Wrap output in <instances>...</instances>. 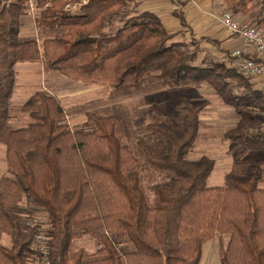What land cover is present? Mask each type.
I'll return each mask as SVG.
<instances>
[{
    "label": "trees",
    "instance_id": "obj_1",
    "mask_svg": "<svg viewBox=\"0 0 264 264\" xmlns=\"http://www.w3.org/2000/svg\"><path fill=\"white\" fill-rule=\"evenodd\" d=\"M28 0H0V264H200L203 245L228 236L220 264H264V171L252 164L245 176L209 186L216 162L193 156L201 138L205 104L189 87L208 85L239 116L228 141L264 149V92L224 62L200 60L203 37L178 40L160 17L139 10L136 0H37L39 37L20 36ZM234 14L257 10L264 30V0H222ZM78 3L75 10L66 9ZM253 4L249 9H246ZM183 26V15L177 14ZM44 69L126 99L155 89H181L172 110L139 127L135 150L126 143L131 126L119 113H87L72 127L61 101L38 91L21 107L30 120L11 124L15 66ZM140 161L160 180L147 193ZM25 201V204H24ZM42 212L46 226L36 221ZM38 236L47 239L42 254ZM90 236L98 249L76 242Z\"/></svg>",
    "mask_w": 264,
    "mask_h": 264
},
{
    "label": "rangeland",
    "instance_id": "obj_2",
    "mask_svg": "<svg viewBox=\"0 0 264 264\" xmlns=\"http://www.w3.org/2000/svg\"><path fill=\"white\" fill-rule=\"evenodd\" d=\"M86 2V0H82ZM138 1V0H136ZM139 2V1H138ZM250 4L246 9H249ZM79 7L78 3L69 4L65 8L75 10ZM40 12L37 7V0L27 1V14L23 16V25L21 27L20 36L22 38L39 37L40 43L42 38L40 29L37 27L36 18ZM230 13L235 20L244 24L256 26L254 19L258 11L253 10L250 13L234 14L232 10L226 6L223 13ZM264 32V30H262ZM197 41L199 39L194 38ZM178 40L190 43L193 37H185L180 35ZM210 42L203 41L201 43L202 52L199 55L200 60H219L227 54L222 49L209 46ZM215 44V43H212ZM215 46V45H214ZM28 62L18 63L16 68L17 90L12 100V125L16 127L25 126L27 119L30 120L28 114L21 111L20 104L27 101L31 94L37 92L41 88L42 91H51L60 96V100L68 113V121L74 127H80L86 121L87 113H97L105 116L108 114L119 113L130 123L131 137L126 141L133 150H135V142L139 137V127L149 122L154 114L163 116L172 110L173 100L181 89H155L138 94L137 96L126 99L111 98V90L103 86H93L80 83L68 78H62L57 72L33 71L28 73L25 68L30 67ZM32 67V66H31ZM34 69L36 66H33ZM50 72V73H49ZM57 78L50 80V75ZM64 77V76H63ZM248 79V78H247ZM251 83L260 87L257 81L251 80ZM185 92L194 101H200L206 106L203 110L201 122V138L194 149L193 156L207 155L215 160L216 165L209 181V186L224 185L225 177L245 176L252 164H257L264 171V149L251 150L243 148L227 140L225 133L235 128L239 122V116L234 108L226 105L216 91L208 85L201 87H189ZM0 168L2 174H7V162L5 158V148L0 145ZM137 170L141 173L143 185L148 194H150V186L160 180V175L153 169L146 167L140 161ZM25 204V201H24ZM36 221L46 226L47 220L42 212H36ZM228 236L216 237L213 241H208L203 245V257L200 264H220V245H227ZM47 241V239H46ZM0 245L11 248V237L0 230ZM77 248H83L88 253H94L98 249L97 243L90 236H85L76 242ZM31 264H45L41 258L32 260Z\"/></svg>",
    "mask_w": 264,
    "mask_h": 264
},
{
    "label": "crops",
    "instance_id": "obj_3",
    "mask_svg": "<svg viewBox=\"0 0 264 264\" xmlns=\"http://www.w3.org/2000/svg\"><path fill=\"white\" fill-rule=\"evenodd\" d=\"M138 1L140 3L139 10L151 11L157 14L162 20L165 28L169 32L180 31L183 33L182 35H185V37H193L197 39L203 37L210 38L214 40L215 44L210 43L208 44L209 46H212V48L218 47L222 49V51H225L226 53L230 52L231 50L235 49L238 46V43L235 41V39L229 37L226 34L224 29L220 25L219 21L217 20V17H219L220 14L223 13V10L226 7L222 0H138ZM177 14L183 15L186 21V26L182 25L181 20ZM26 64H30V67L25 68V70L28 73H31L33 71H39L40 73L42 71V74L43 72L46 73L43 63L40 61L28 62ZM33 66H36L35 69ZM15 72H16V68H15ZM48 78L50 80H53L57 77L53 74L50 75ZM62 78L65 77L62 76ZM16 90H17V81L15 82V88L11 98V105ZM38 91H42L41 88L37 89V92ZM48 92L56 96L60 100V96L54 94L49 90ZM34 94H31V96ZM25 102L26 101L20 104V107H22ZM27 120L29 121V119ZM12 126L16 127L14 125Z\"/></svg>",
    "mask_w": 264,
    "mask_h": 264
},
{
    "label": "built area",
    "instance_id": "obj_4",
    "mask_svg": "<svg viewBox=\"0 0 264 264\" xmlns=\"http://www.w3.org/2000/svg\"><path fill=\"white\" fill-rule=\"evenodd\" d=\"M217 20L238 43L222 57V62L245 78L257 81L264 92V32L251 24L240 23L228 12L221 13ZM37 243L41 253L46 254L45 238L38 236Z\"/></svg>",
    "mask_w": 264,
    "mask_h": 264
}]
</instances>
